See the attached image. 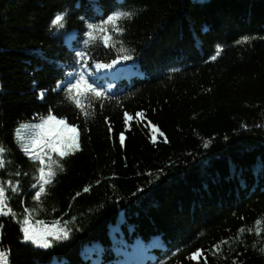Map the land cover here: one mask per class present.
Wrapping results in <instances>:
<instances>
[{"label":"trees","instance_id":"obj_1","mask_svg":"<svg viewBox=\"0 0 264 264\" xmlns=\"http://www.w3.org/2000/svg\"><path fill=\"white\" fill-rule=\"evenodd\" d=\"M120 7L134 16L117 48L84 44L80 17L98 22ZM64 10L65 29L52 30ZM119 40L132 55L123 63L143 74L81 110L58 88L79 65L73 49L89 65L108 62ZM52 113L79 125L81 150L56 157L64 169L53 166L35 201L40 165L15 129ZM0 143L16 213L0 216L9 264H122L141 250L155 264H264V0H0ZM26 209L67 226L68 238L48 249L23 241Z\"/></svg>","mask_w":264,"mask_h":264},{"label":"snow or ice","instance_id":"obj_2","mask_svg":"<svg viewBox=\"0 0 264 264\" xmlns=\"http://www.w3.org/2000/svg\"><path fill=\"white\" fill-rule=\"evenodd\" d=\"M69 11L64 10L54 15V19L51 21V28L54 31H60L65 29L68 22ZM134 16V12L131 10H125L123 7L114 8L108 13H101V18L98 22H94L90 18L80 17V20L85 23L87 31L84 35L88 37L87 40L83 41L84 44H90L94 42L101 43L105 48L116 49L117 48V37H122L126 32V28L121 26L122 21L131 20ZM250 37H243L244 41L249 40ZM120 47L117 51L115 58L108 62H101L99 60H93L92 64L97 69H110L118 63L129 61L132 59V55L129 54V50L123 47V40L118 41ZM240 43V41H237ZM73 61L70 66H75L79 63V69L76 72H65L64 79L59 81L58 88L63 90L67 88V98L81 110H84L86 105L84 103L85 98L94 96L97 100H110L112 97L107 91L104 90L103 86L98 83L99 80L103 79V74L96 73L90 77L88 75L90 71V65L86 63V57L89 53L85 50L79 52L73 49ZM216 57L213 56L212 59ZM41 99H44L45 93H40ZM104 105L101 104L102 108ZM91 107V105H88ZM83 115L87 117L88 111H83ZM141 117L144 116L143 112L138 113ZM39 116V114H37ZM132 119L131 116L128 117ZM109 128H111V122L109 118ZM21 129L28 130V143L22 144L23 151L29 154L33 161L39 163V188L36 190L37 185L34 183L32 188L34 190V200L41 201L42 196L46 192V186L52 183L53 178L57 175L54 165H59V169L63 171L64 166L60 163L56 157L65 158L75 154L78 150H81L80 142V130L79 125L75 127L68 123L67 118L60 119L55 113L47 116L41 123L38 124H21L15 129V137L17 142L23 141L25 136L22 135ZM120 142L123 143L125 136L120 133ZM6 148L3 143H0V168L5 167L4 155ZM19 175V173H17ZM9 187L13 191L19 189V181L13 182L7 181ZM84 192L90 191V186L83 189ZM76 196H80L77 192ZM12 216L15 217L16 213L14 210L7 205V196L5 182L0 181V216ZM20 223V231L22 232V239L26 242H31L40 248L48 249L55 241L66 240L69 236L71 229L67 226L62 228H48L43 226L44 222H38L40 226H37L32 221V210L26 209V215L23 219L18 221ZM56 223H59L58 221ZM261 223L257 221V224ZM2 227V225H0ZM240 233L244 232L241 228ZM260 229H257L259 233ZM221 244H226L228 241H221ZM217 251L220 246L216 245ZM264 252V248L260 250ZM216 253L213 252V255ZM8 251L0 250V264H9ZM202 252L198 250L193 254L194 257H200ZM206 259V258H205Z\"/></svg>","mask_w":264,"mask_h":264},{"label":"rangeland","instance_id":"obj_3","mask_svg":"<svg viewBox=\"0 0 264 264\" xmlns=\"http://www.w3.org/2000/svg\"><path fill=\"white\" fill-rule=\"evenodd\" d=\"M111 70L116 71V72L119 74V73H120L119 64L113 66V68H111ZM45 118H46V117H45ZM45 118H44V119H45ZM60 119H62V118H60ZM42 121H43V119H40V120H38V121L25 122V123H28V124L34 125V124L41 123ZM23 124H24V123H23ZM73 126H74V125H73ZM74 127H75V126H74ZM21 133H22V135L25 136V139H24L23 141L18 142V143L20 144V146H21L22 144H27V143H28V130H26V129H21ZM21 148L23 149L22 146H21ZM28 155H29V154H28ZM45 227L53 228L52 226H45Z\"/></svg>","mask_w":264,"mask_h":264}]
</instances>
